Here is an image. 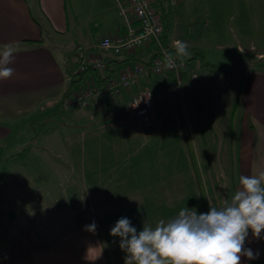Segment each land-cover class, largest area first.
Instances as JSON below:
<instances>
[{
  "label": "crops",
  "instance_id": "1",
  "mask_svg": "<svg viewBox=\"0 0 264 264\" xmlns=\"http://www.w3.org/2000/svg\"><path fill=\"white\" fill-rule=\"evenodd\" d=\"M78 1L82 0H0V51L10 43L17 47L13 62L8 65L14 69L13 75L7 80H0V264H124L126 253L120 249V238L110 235L111 228L120 218H128L139 232L143 226L155 228L161 219L167 222L184 208L196 210L198 214L209 211L204 193L196 192L193 172L190 176L189 167L185 164H181L184 169L179 168L178 152L186 148L194 170L191 145L181 142L180 134L174 137L175 126L163 127L166 120L174 119L171 108L178 99V87L183 92L187 88L193 106H198L195 118L198 120L204 116V105L200 99L203 91L209 92L210 88L206 84L207 77L193 68L194 60L189 62L182 83L171 73L151 75L142 80L144 85L153 87L155 100L159 102L154 112L157 126L154 134L149 135L161 133L165 143L138 145L142 152H157L154 159L147 158V155L140 158L134 166L142 168L138 177L132 176L128 169L121 172V177L116 176V166L120 161L109 157L110 152L117 151L120 145L93 143L90 150L96 153L89 161L83 157L68 159L72 158L69 152L75 143L62 140V125L74 130L89 124L83 123L84 119L88 122L87 117L83 118L79 112L72 110L75 108H72L71 98L84 81L98 75L92 69L83 75L77 73L76 46L83 44L95 48L103 36L127 31V24L120 13L121 3L125 0H95L98 5L108 6L101 15L104 17L101 21H94L92 12L76 10ZM217 4L220 20H235L228 34L264 38V0H219ZM253 7L258 13L253 14ZM230 8L236 9L230 11ZM169 40L173 43L182 41L180 37L171 38L170 35ZM238 48L244 51L242 45ZM105 53L106 76L114 77L123 66L137 61H151L155 49L154 43H151L140 46L134 52ZM255 56L257 60L251 63L242 77L239 95H230L229 101L227 98L230 111L223 118L221 150L225 153L221 162L227 168L226 182H233L234 193L240 188L242 175H257L264 171V49L258 50ZM191 72L202 75V84L192 80ZM77 79L70 92L71 82ZM195 84L202 85L203 90L196 93L193 89ZM219 93L218 89L213 94L210 91L214 103H218ZM184 96L187 99L185 93ZM129 100L130 95L124 93L112 100L109 108L112 104L122 103V109L126 107L124 110L129 111ZM67 101L71 107L70 114L63 105ZM166 103L170 104L164 111ZM99 116L91 115V118L98 120ZM124 116L125 119L128 117L127 114ZM138 122L141 120L136 118L131 124ZM133 129L142 131L136 127ZM130 145L121 148L131 149ZM196 148L199 149L200 145ZM208 148V145L204 146L205 150ZM165 151L169 159H158ZM50 152L54 157L46 161V156H51ZM31 153H38L40 157L44 155V163L57 169L59 175L62 168H67L71 173L67 177L70 183L78 182L85 189L87 187L88 213L77 207L81 205L77 196H68L70 208H66L65 212L70 217L62 220L66 224L62 230L50 235L42 236L39 233L42 228L36 226L20 230L12 224L17 223V215L33 213L29 207L33 208L34 204L26 201L31 200V196H23L12 188L15 179L19 178V183L22 177L18 167L23 165L27 169L25 174L33 167ZM62 156L67 159L62 160ZM216 163L213 161L211 164L214 166ZM124 173L127 175L125 179L122 177ZM116 182L140 184L141 190L117 191ZM20 204H24L25 209ZM93 221L97 225L96 231H86L85 226ZM244 247L250 248L254 254L259 253V256L251 260L242 256L241 264H264V232L261 238L256 239L249 230Z\"/></svg>",
  "mask_w": 264,
  "mask_h": 264
},
{
  "label": "rangeland",
  "instance_id": "2",
  "mask_svg": "<svg viewBox=\"0 0 264 264\" xmlns=\"http://www.w3.org/2000/svg\"><path fill=\"white\" fill-rule=\"evenodd\" d=\"M218 1L219 0H180V2L172 7L166 14L165 20L169 26L167 39L170 44L169 46L174 47V43L169 40V35L171 38L180 37L183 42L187 43L188 51L191 56L199 53V56L192 59L195 61V66L192 65L193 68L198 69L203 76L207 77L205 78L206 84L209 86L212 94L216 89H218L220 93L218 95V103H214L210 97V91H203L200 100L204 105V116L197 120L195 116L199 108L198 106H193V102L189 97V90L185 88L183 92V89L178 87V99L174 107L171 108L173 111L171 114L174 116L172 118L174 119L166 120V124H164L163 127L175 126L176 133L174 137L177 138L178 134H180V141L187 142L191 145L190 147L193 150L192 153L195 162L194 170L192 169V163L189 161L190 153L186 148L178 152V156L180 155L178 158L180 164L179 168L184 169L181 164L188 166L190 170L189 175L191 176L192 172L195 175L196 192H199V194L203 192L206 203L211 201L213 206L219 208L223 206L225 200L230 202L235 194L233 182H226L225 173L227 172V168L223 167L221 162V156L225 153L221 150L224 137V130H222L224 124L223 118L230 111V103L228 102L230 95L233 97L239 95L242 77L250 68L251 63L257 60L255 53L258 50L264 49V38H249L241 34L236 37L233 33L228 34L227 31L234 26L235 20L234 18L231 20L225 19V21L220 20V8L217 6ZM70 7V10H72L71 5ZM106 7H108L106 4L98 5L95 0H82L76 2L75 5V9H79L80 12H92V19H94V21L103 20L104 17H101V15L103 11L106 10ZM234 9L236 8H230V11H234ZM246 11L248 12L249 9H246ZM252 11L253 14L258 13L256 7H253ZM108 15L109 12H107V16ZM221 32H223V34H221ZM220 34L221 36H219ZM239 45L243 46L244 51L238 48ZM252 45L255 46V49L252 48ZM203 59L208 62L216 63L218 66L222 67V69L226 70L215 71L210 66L204 65L202 63ZM201 74L200 83L199 81H195V83L202 84L203 78ZM83 85L85 86V81L78 89L82 88ZM201 86L202 85H194L195 88L193 89L196 93L197 91L203 90ZM148 87L153 91V87ZM154 93L153 91L156 111L159 102L155 100ZM184 93L187 99H185ZM112 100H116V98H95L88 105L74 106L71 98L72 108H75L72 110L79 112L83 118L87 117L88 122L87 119H84L83 123L89 124L74 130L62 125V140L67 143H75L72 145V152H69L72 158L68 157V159H82L83 157V159L89 161L91 155L96 153L90 150V144L93 143L100 145H120L119 148H116L117 151L110 152L109 157L111 160L120 161V164L116 166V176L121 177L119 176L121 172L128 169L132 176L138 177L139 171L142 168L134 166L138 164L140 158H144L145 155H147V158L154 159L157 153L154 151L142 152L139 150L140 148L138 145L145 143L150 145L165 143L164 137H160L163 136V134L160 133L157 136L149 135L154 134L153 130H155L157 126L158 120L155 119V115L151 118L138 117L130 110H124L126 107L122 109V103H119V105L118 103H115L116 105L112 104L111 108H109L110 104L113 102ZM169 104L170 103H166L164 105V111L169 108ZM63 105L67 113H69V110H71L69 102L67 101ZM128 106L130 105L128 104L127 108ZM113 113L115 115H112ZM98 114H100V116L98 120H95L97 118L94 117H97ZM126 114L129 118L127 117L125 119L124 115ZM91 115H94V117L91 118ZM136 118L137 120H141V122L131 124V122H135ZM133 125L136 128L142 129V131L139 129L134 130ZM136 125L141 126L138 127ZM52 129H55V127H52ZM169 141L172 142L171 140ZM127 144H131V149L121 148V146ZM192 145H194V147ZM198 145H200V148H196L195 150V147ZM205 145L209 146L207 150L204 149ZM104 152L106 153V151ZM174 153L175 152H173V154ZM50 154L51 156H46V161L48 158L54 157L53 152H50ZM62 154L69 156L68 153L65 152H62ZM167 154L168 152L165 151L162 155L163 157L158 159H169ZM30 158L34 162L33 167L29 168L27 174H25L27 169L24 168L23 165L18 167V171H20L19 175L22 177H20L19 183H17L19 178L17 180L15 179V185L12 188L17 192L23 193V196L27 194L31 196V200L26 201L34 204L33 208L29 207V210L33 211V213L30 215H17V223L12 224L17 225L20 230L30 226H36L39 229L42 228L39 230L42 236L57 233L66 225L62 223V220L70 217V214L65 212V210H68L66 208H70L67 199L68 196L70 198L77 196L81 201V205L77 207L81 208L84 213H88L89 199L86 194L87 187L85 189L78 182L70 183L67 177H69L71 173L68 172L69 170L67 168H62L61 166L62 173L59 175L60 173H58L57 169H54V167H51L48 163H44V155L40 157V154L34 153ZM63 159L65 161L67 158L62 156V160ZM213 161L217 162L214 166L211 164ZM210 171L213 173L211 174ZM122 177L125 179L127 175L124 173ZM114 185L116 186L115 190L121 192L141 190L140 184L116 182ZM90 188L91 184L89 183V189ZM23 200H25V198H23ZM20 207L25 209L24 204H20ZM19 232L21 233L22 231Z\"/></svg>",
  "mask_w": 264,
  "mask_h": 264
},
{
  "label": "clouds",
  "instance_id": "3",
  "mask_svg": "<svg viewBox=\"0 0 264 264\" xmlns=\"http://www.w3.org/2000/svg\"><path fill=\"white\" fill-rule=\"evenodd\" d=\"M175 55L183 63L190 58L186 42L174 43ZM17 47L6 44L0 51V80L9 79L14 69ZM166 66L175 68L171 53H165ZM240 188L231 201L222 207L213 206L198 214L184 208L178 215L165 222L161 219L152 228L143 226L137 232L131 221L120 218L110 230V235L120 238V249L126 253L124 264H241V257L256 259L259 253L245 248V240L251 230L252 236L261 238L264 232V171L257 175L241 176ZM96 222L85 226L95 232Z\"/></svg>",
  "mask_w": 264,
  "mask_h": 264
},
{
  "label": "built area",
  "instance_id": "4",
  "mask_svg": "<svg viewBox=\"0 0 264 264\" xmlns=\"http://www.w3.org/2000/svg\"><path fill=\"white\" fill-rule=\"evenodd\" d=\"M180 0H125L121 3L120 13L127 24L125 33L103 36L95 48L83 44L76 46L77 73L82 74L90 69L97 71V76L85 81V86L75 90L72 96L74 106L88 105L95 98L115 99L124 93L130 94L129 110L136 116L151 118L155 112L153 91L142 83L151 75L174 74L179 83L183 82L184 71L188 70L187 59L181 63L176 58L171 46L163 42L164 22L167 12ZM157 45L155 56L149 62L137 61L123 66L117 76L107 77V56L105 52L121 54L134 52L142 45ZM165 53H171L175 68L166 66ZM192 80L201 78L198 72H191ZM200 82V81H199Z\"/></svg>",
  "mask_w": 264,
  "mask_h": 264
},
{
  "label": "trees",
  "instance_id": "5",
  "mask_svg": "<svg viewBox=\"0 0 264 264\" xmlns=\"http://www.w3.org/2000/svg\"><path fill=\"white\" fill-rule=\"evenodd\" d=\"M167 16V15H166ZM168 29H169V26L167 25V21L165 20V27H164V33H163V35H162V39H163V42L166 44V45H170L169 43H168ZM156 48H157V45L156 44H154V49H155V51H157L156 50ZM171 50L172 51H174L175 52V47H172L171 46ZM156 53V52H155ZM201 55V54H200ZM197 56H199V53H197V54H193L192 56H190V58H187V60H188V62H191L192 61V59L193 58H196ZM202 57V56H201ZM203 58V57H202ZM202 63L204 64V65H206V66H210L213 70H222V71H225L224 69H221L220 67H218L215 63H212V62H208V61H205L204 59L202 60ZM93 70V69H92ZM186 71H184V73H185ZM229 72V71H228ZM83 74H85V72L84 73H82V75ZM97 77L99 78V82H102L101 80H104V79H100V75L98 74L97 75ZM107 77H109V76H107ZM81 79V78H80ZM78 81V79L77 80H74V81H72L71 83V85L69 86V88H68V90L71 92V90H72V86H73V84L75 83V82H77ZM263 262H264V260H263Z\"/></svg>",
  "mask_w": 264,
  "mask_h": 264
},
{
  "label": "bare ground",
  "instance_id": "6",
  "mask_svg": "<svg viewBox=\"0 0 264 264\" xmlns=\"http://www.w3.org/2000/svg\"><path fill=\"white\" fill-rule=\"evenodd\" d=\"M151 44V43H150Z\"/></svg>",
  "mask_w": 264,
  "mask_h": 264
}]
</instances>
